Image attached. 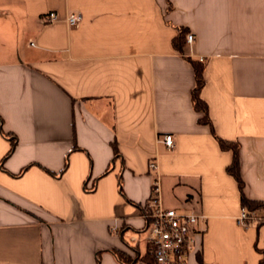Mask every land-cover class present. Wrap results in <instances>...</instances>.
<instances>
[{
  "label": "crops",
  "instance_id": "obj_1",
  "mask_svg": "<svg viewBox=\"0 0 264 264\" xmlns=\"http://www.w3.org/2000/svg\"><path fill=\"white\" fill-rule=\"evenodd\" d=\"M202 56L214 130L192 100ZM219 139L264 202V0H0V264L150 263L153 158L164 204L205 215L189 264H264Z\"/></svg>",
  "mask_w": 264,
  "mask_h": 264
},
{
  "label": "built area",
  "instance_id": "obj_2",
  "mask_svg": "<svg viewBox=\"0 0 264 264\" xmlns=\"http://www.w3.org/2000/svg\"><path fill=\"white\" fill-rule=\"evenodd\" d=\"M56 11H50L45 16L46 22H54L58 19ZM82 20L80 12L71 13L67 17V22L71 27H76ZM194 35H187V42L193 43ZM200 61L205 62V58L200 57ZM159 142L166 148L175 147V137L166 133L160 137ZM149 171L155 172L151 189V196L142 206V216L146 226L143 233L146 234L152 255V262L147 264H189L192 255L198 256L203 251V240L205 229L199 226V220L205 215L192 209H178L166 206L161 194V179L157 174V161L155 158L148 162ZM237 223L248 228L253 223H263L264 216L257 210H250L243 206Z\"/></svg>",
  "mask_w": 264,
  "mask_h": 264
},
{
  "label": "trees",
  "instance_id": "obj_3",
  "mask_svg": "<svg viewBox=\"0 0 264 264\" xmlns=\"http://www.w3.org/2000/svg\"><path fill=\"white\" fill-rule=\"evenodd\" d=\"M187 31L185 28L180 27L178 35L173 40L174 47L178 50L183 52V45L185 44L187 40ZM192 62L194 69H195V77H196V85L194 87V92L192 96L193 104L198 110H203L205 112V116L201 119L203 122H206L208 124H211L212 130H214L212 120L209 118L208 114V106L204 102V100L201 98V90L205 84V77L203 76L204 70H205V62H202L200 60L190 59ZM219 143L222 149H232L234 151V158L232 164L228 167L229 173H231L234 177L237 178L240 190L242 192L241 200L243 206L248 207L250 210L255 209H264V202L258 201V200H250L246 197L245 192H243L244 187V181L240 174V163H239V147L237 143L219 139ZM116 149V148H115ZM115 253H117L118 257L123 261L124 263H132L133 260L131 258H128L126 256L127 253L120 252L118 250H115ZM152 262V261H149Z\"/></svg>",
  "mask_w": 264,
  "mask_h": 264
}]
</instances>
